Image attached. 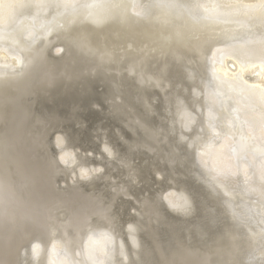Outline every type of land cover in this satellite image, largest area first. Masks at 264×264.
I'll use <instances>...</instances> for the list:
<instances>
[{"label":"bare ground","instance_id":"1","mask_svg":"<svg viewBox=\"0 0 264 264\" xmlns=\"http://www.w3.org/2000/svg\"><path fill=\"white\" fill-rule=\"evenodd\" d=\"M0 264H264V0H0Z\"/></svg>","mask_w":264,"mask_h":264},{"label":"snow or ice","instance_id":"2","mask_svg":"<svg viewBox=\"0 0 264 264\" xmlns=\"http://www.w3.org/2000/svg\"><path fill=\"white\" fill-rule=\"evenodd\" d=\"M103 151L106 152V153L110 152V151H111L110 146L106 145V146H105V149H104ZM85 174H86V173H85ZM129 230L132 231L131 226H129Z\"/></svg>","mask_w":264,"mask_h":264}]
</instances>
